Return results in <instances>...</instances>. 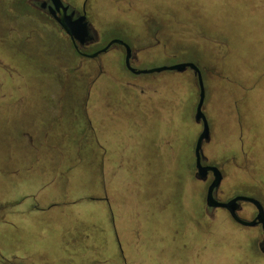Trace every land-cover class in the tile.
Listing matches in <instances>:
<instances>
[{
	"label": "rangeland",
	"instance_id": "rangeland-1",
	"mask_svg": "<svg viewBox=\"0 0 264 264\" xmlns=\"http://www.w3.org/2000/svg\"><path fill=\"white\" fill-rule=\"evenodd\" d=\"M85 10L99 35L88 52L121 39L138 70L201 68L218 197L264 206V0ZM99 60L101 72L29 0H0V264H264L260 230L208 207L212 176L195 175L194 71L134 74L119 44Z\"/></svg>",
	"mask_w": 264,
	"mask_h": 264
},
{
	"label": "water",
	"instance_id": "water-1",
	"mask_svg": "<svg viewBox=\"0 0 264 264\" xmlns=\"http://www.w3.org/2000/svg\"><path fill=\"white\" fill-rule=\"evenodd\" d=\"M54 7H51L52 14L54 15L56 21L60 25V27L65 31V33L74 41L78 40L81 44L87 39V37L91 33L89 21L87 19V12L85 8L83 9V14L79 17L75 18V11L68 13V6H66L62 0H52ZM58 13V14H57ZM119 44L123 46L126 50L125 63L127 68L133 72L134 74H145V73H158L163 71H177L183 72L188 68L192 69L195 73V76L198 80L199 86V101L196 107L195 119L197 122L203 124V130L197 140L195 146V157H196V177L199 180L206 181L208 179V173L211 171L213 173V179L210 182L207 194H206V204L210 208H224L227 210L231 217L239 224L248 227H255L257 225H261L264 233V206L258 199L247 196V195H236L227 201H223L216 196L217 191L219 190L224 175L222 173L221 168L212 164H204V152H203V144L205 141L210 140V129L209 124L206 118L205 113L203 112L204 101H205V86L201 68L192 62H180L173 65H164L152 69H136L131 63L132 57V48L121 39H114L110 43H108L102 49L93 52L86 53L84 55L89 56L91 58L97 57L98 55L107 52L113 45ZM77 45V44H76ZM78 48V46H77ZM249 202L256 207L257 214L254 219H246L240 216L239 209L241 203Z\"/></svg>",
	"mask_w": 264,
	"mask_h": 264
},
{
	"label": "flooded vegetation",
	"instance_id": "flooded-vegetation-1",
	"mask_svg": "<svg viewBox=\"0 0 264 264\" xmlns=\"http://www.w3.org/2000/svg\"><path fill=\"white\" fill-rule=\"evenodd\" d=\"M32 5L42 14L45 15L46 18H49L50 20H52L53 22H55L57 25L58 22L56 21L54 15L52 14V10H51V7H54L53 5V2L52 0H29ZM63 3L68 6V13H71L73 11H75V18L79 17L80 15L83 14V9L85 8L86 6V3L88 0H84L83 4H82V8H78L76 6H74L73 4H71V2H68L66 0H62ZM58 14V13H57ZM87 19H88V16H87ZM89 21V19H88ZM89 25H90V35L87 37V39L84 41L83 44H81L78 40H76V42H74L69 36V39H70V42L71 44L73 45L76 53L80 56V57H83V58H87V59H93V60H96L97 61V65H96V68L99 69V71L101 72L103 69H104V65H103V62H101L99 59H100V55H98L97 57H94V58H91L89 56H86L84 54L88 53H93V52H96V51H93V52H88V48L91 46V45H94L95 43L98 42L99 40V35L98 33L94 32L93 28H92V25L89 21ZM60 26V25H59ZM61 28V27H60ZM77 44V45H76ZM78 46V48H77ZM125 56H126V50H125ZM136 58V55L135 53L133 52V49H132V57H131V63L133 65V60ZM99 60V61H98ZM126 64V63H125ZM127 68V66H126ZM130 71V70H129ZM133 73V72H132ZM204 164H209L207 161H206V158H204ZM222 170V169H221ZM223 173V172H222ZM224 175V174H223ZM209 176H212V179H213V173L210 171L208 173V178ZM208 180V179H207ZM212 181V180H211ZM220 189V188H219ZM219 191V190H218ZM218 191L216 193V196L218 197ZM219 198V197H218ZM220 199V198H219ZM242 211V206H240V209H239V214L240 212ZM228 212V211H227ZM229 213V212H228ZM257 214V213H256ZM230 215V213H229ZM231 216V215H230ZM241 216V214H240ZM256 216V215H255ZM255 216L253 217V219L255 218ZM242 217V216H241ZM232 218V217H231ZM233 219V218H232ZM234 220V219H233ZM235 221V220H234ZM236 222V221H235ZM237 223V222H236ZM256 228H258L262 234V238L258 241V244H257V247H258V250L264 254V233H263V229L261 227V225H257L255 226Z\"/></svg>",
	"mask_w": 264,
	"mask_h": 264
},
{
	"label": "trees",
	"instance_id": "trees-1",
	"mask_svg": "<svg viewBox=\"0 0 264 264\" xmlns=\"http://www.w3.org/2000/svg\"><path fill=\"white\" fill-rule=\"evenodd\" d=\"M197 78V77H196ZM197 83H198V80H197ZM199 87V86H198ZM199 92H200V90H199ZM196 173V172H195Z\"/></svg>",
	"mask_w": 264,
	"mask_h": 264
}]
</instances>
